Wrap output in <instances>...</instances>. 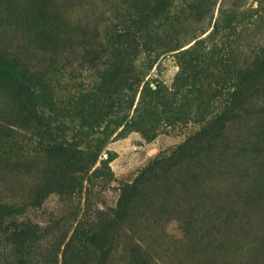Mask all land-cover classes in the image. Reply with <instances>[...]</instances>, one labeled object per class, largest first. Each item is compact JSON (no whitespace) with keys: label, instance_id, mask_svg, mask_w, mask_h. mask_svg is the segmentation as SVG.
Listing matches in <instances>:
<instances>
[{"label":"rangeland","instance_id":"rangeland-1","mask_svg":"<svg viewBox=\"0 0 264 264\" xmlns=\"http://www.w3.org/2000/svg\"><path fill=\"white\" fill-rule=\"evenodd\" d=\"M66 257L264 264V0H0V264Z\"/></svg>","mask_w":264,"mask_h":264},{"label":"trees","instance_id":"trees-1","mask_svg":"<svg viewBox=\"0 0 264 264\" xmlns=\"http://www.w3.org/2000/svg\"><path fill=\"white\" fill-rule=\"evenodd\" d=\"M52 148L55 149L56 151L57 150L60 151V156L63 154H66L68 150H71V149H67L64 147H59L58 145H54ZM74 153H76L77 157H75ZM74 153L70 154L71 156H69L70 159L68 160V166H70L68 168H70V170H73V171L76 165H78L79 163H84V158L83 157L79 158L80 155L78 156L79 152L75 151ZM68 180L70 179H67V181ZM8 215L9 214H7V216ZM103 233H105V230L99 227H96V228L93 227L86 231H82L79 227L76 228L73 231L72 235L70 236L69 241L65 245L64 251L66 252V256H67V253H72V254L75 253L77 255L88 253L96 237L99 235L101 236ZM64 243L65 242H63V244ZM76 262H77V259H72L71 257L70 258L66 257L64 259V264H76Z\"/></svg>","mask_w":264,"mask_h":264}]
</instances>
